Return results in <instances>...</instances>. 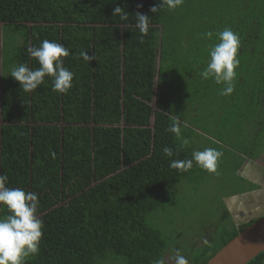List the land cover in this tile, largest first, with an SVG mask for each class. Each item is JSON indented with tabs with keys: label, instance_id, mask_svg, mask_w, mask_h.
<instances>
[{
	"label": "trees",
	"instance_id": "obj_1",
	"mask_svg": "<svg viewBox=\"0 0 264 264\" xmlns=\"http://www.w3.org/2000/svg\"><path fill=\"white\" fill-rule=\"evenodd\" d=\"M159 5L0 0V174L7 187L38 194L44 223L39 254L26 264H162L177 249L189 264H206L264 216L224 225L211 237L209 230L186 250L172 239L180 233L158 223L180 186L199 189L215 175L195 162L187 171L170 168L164 147L179 160L219 150L217 171L264 153V0H184L153 13ZM117 6L127 21L113 15ZM137 13L150 17L145 36ZM225 28L241 45L230 96L200 75ZM45 39L69 49L62 61L74 77L66 94L53 91L49 76L25 92L10 75L22 63L39 67L27 48ZM82 51L96 60L84 61ZM177 120L180 137L167 131ZM248 183L243 193L259 189ZM8 214L0 206V218ZM247 264H264V252Z\"/></svg>",
	"mask_w": 264,
	"mask_h": 264
},
{
	"label": "clouds",
	"instance_id": "obj_2",
	"mask_svg": "<svg viewBox=\"0 0 264 264\" xmlns=\"http://www.w3.org/2000/svg\"><path fill=\"white\" fill-rule=\"evenodd\" d=\"M184 0H160L159 7H152L155 13L159 8L167 7L174 10L183 5ZM114 16L121 21H127L129 14L120 6L115 7ZM136 28L145 36L149 31L150 17L145 14L135 15ZM209 39L213 32L205 34ZM219 43L209 48V61L206 68L200 73L203 79L211 78L218 85H223L220 95L230 96L235 90L236 69L240 65L238 49L240 48L239 34L231 28H225L218 34ZM31 57L36 58L39 67L30 69L27 64H19L12 68L11 77L20 83L25 92H32L44 83V78H52L53 91L66 94L72 88L74 73L63 66V57L69 56V49L55 41L43 40L40 45L27 48ZM81 58L90 63L96 56L89 55V51H82ZM177 137L181 135L179 121L173 122L167 129ZM188 139L183 140L187 145ZM164 155L170 158L169 166L172 169L187 171L195 162L200 168L209 173H216L218 162L223 156L221 151L207 147L203 151H193L191 159H171L173 149L164 147ZM8 176L0 174V206H5L8 215L0 218V264H26L28 258L36 256L40 251V242L43 236V221L38 218V194L25 191L22 188L7 187ZM174 264H189L187 257L176 250ZM159 264V261L156 262Z\"/></svg>",
	"mask_w": 264,
	"mask_h": 264
},
{
	"label": "rangeland",
	"instance_id": "obj_3",
	"mask_svg": "<svg viewBox=\"0 0 264 264\" xmlns=\"http://www.w3.org/2000/svg\"><path fill=\"white\" fill-rule=\"evenodd\" d=\"M230 165L221 166L199 189L196 183L191 184L192 190L190 187L186 190L187 184L178 188L175 206H171L158 222L161 227L169 228L168 232L182 235L178 239L172 237L177 247L186 250L190 244L200 242L209 230L211 237L224 225L231 226L240 220L249 221L264 215V153L238 169ZM243 175L248 182L258 184L259 189L243 193L249 184L241 180ZM175 254L167 252L162 264H174Z\"/></svg>",
	"mask_w": 264,
	"mask_h": 264
},
{
	"label": "water",
	"instance_id": "obj_4",
	"mask_svg": "<svg viewBox=\"0 0 264 264\" xmlns=\"http://www.w3.org/2000/svg\"><path fill=\"white\" fill-rule=\"evenodd\" d=\"M264 252V216L237 234L206 264H247Z\"/></svg>",
	"mask_w": 264,
	"mask_h": 264
},
{
	"label": "crops",
	"instance_id": "obj_5",
	"mask_svg": "<svg viewBox=\"0 0 264 264\" xmlns=\"http://www.w3.org/2000/svg\"><path fill=\"white\" fill-rule=\"evenodd\" d=\"M252 180V179H251Z\"/></svg>",
	"mask_w": 264,
	"mask_h": 264
},
{
	"label": "flooded vegetation",
	"instance_id": "obj_6",
	"mask_svg": "<svg viewBox=\"0 0 264 264\" xmlns=\"http://www.w3.org/2000/svg\"><path fill=\"white\" fill-rule=\"evenodd\" d=\"M254 183V182H253Z\"/></svg>",
	"mask_w": 264,
	"mask_h": 264
}]
</instances>
